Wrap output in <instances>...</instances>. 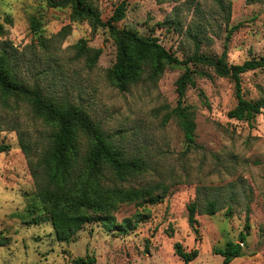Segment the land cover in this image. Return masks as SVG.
I'll return each mask as SVG.
<instances>
[{
    "label": "rangeland",
    "instance_id": "obj_1",
    "mask_svg": "<svg viewBox=\"0 0 264 264\" xmlns=\"http://www.w3.org/2000/svg\"><path fill=\"white\" fill-rule=\"evenodd\" d=\"M122 1L118 27L157 38L179 59L226 50L227 61L238 64L264 52V0H223L231 4L227 22L218 0L89 3L106 20ZM70 14V7H52L46 0H0V52L5 47L21 82L60 103L84 107L127 157L147 163L124 181L104 169L103 186L164 189V197L155 204L138 199L114 206L113 224L124 218L134 223L136 214H145L134 229L124 232L93 221L71 240H57L49 215L28 211L36 185L20 147L22 141L40 149L49 142L51 126L25 99L0 93V143L9 144L0 152V264H76L80 257L94 258L92 264H184L174 253L175 242L186 251L198 250L188 264H226L214 250L227 240L242 244L241 255L228 264H264V114L250 121L230 118L227 112L237 102L234 81L190 62L194 83L181 98L195 123V144H188L172 113L183 67L165 65L152 72L158 55H150L122 91L112 75L117 40L107 29L93 30ZM192 21L201 29L198 47L186 32ZM240 84L244 98L264 102V70L241 74ZM214 197L223 207L213 215L197 213L191 228L187 204ZM229 203L232 214L226 216ZM34 216L36 224L29 222Z\"/></svg>",
    "mask_w": 264,
    "mask_h": 264
},
{
    "label": "trees",
    "instance_id": "obj_2",
    "mask_svg": "<svg viewBox=\"0 0 264 264\" xmlns=\"http://www.w3.org/2000/svg\"><path fill=\"white\" fill-rule=\"evenodd\" d=\"M52 7H70V17L75 21H86L93 30L103 27L117 40L118 56L112 70L113 82L122 91L137 72V65L146 62L150 55L156 56L152 72L166 66H182L183 72L176 80L178 102L172 113L177 117L184 138L188 144L194 143L195 123L187 106L181 105L186 87L193 84V73L189 63H200L209 66L218 76L229 77L235 83L236 105L227 115L237 120H252L255 114L263 113L262 100L244 98L241 91V74L255 69L264 70V52L259 57H252L242 63H229L226 50L219 55L193 52L184 59H179L166 49L157 38L143 35L134 28H120L117 23L124 12V1L120 2L113 13L103 20L89 0H46ZM225 12V21L230 15V2L218 0ZM165 22L158 23L164 24ZM200 28L194 21L187 28L189 38L198 47ZM4 25L0 22V34ZM97 56H95L96 58ZM10 54L5 47L0 52V93L4 96L20 97L29 102L33 113L51 126L49 142L40 149L32 150L28 143L20 142V147L26 155L36 191L28 211H45L50 218L54 234L59 241H69L87 223L101 221L104 224L115 225L120 231L134 229L135 224L146 220L145 214H136L132 223L130 218H124L121 224H113L112 209L118 202H128L141 199L144 203L160 202L165 190L154 193V188H108L102 185L101 178L104 169L108 168L114 176L124 181L131 173L141 172L147 166L144 159L127 157L125 152L113 144L100 125L90 116L87 110L77 104L60 103L44 95L38 86H29L21 82L9 65ZM9 150V144L0 143V152ZM232 199V198H231ZM37 201V204H36ZM233 201H231L232 203ZM227 204L225 215L231 216L232 205ZM223 207L219 198H205L200 204L197 199L186 206L188 225H197V213L213 215ZM30 213V214H31ZM36 216L29 222L38 223ZM244 241L245 236H240ZM174 253L184 264L198 256V250L186 251L180 242H175ZM214 252L228 264L233 258L241 255L242 244L227 240L223 246L215 248ZM94 258H77L76 264H92Z\"/></svg>",
    "mask_w": 264,
    "mask_h": 264
}]
</instances>
